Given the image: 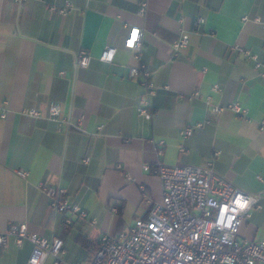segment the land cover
<instances>
[{
  "label": "crops",
  "instance_id": "crops-1",
  "mask_svg": "<svg viewBox=\"0 0 264 264\" xmlns=\"http://www.w3.org/2000/svg\"><path fill=\"white\" fill-rule=\"evenodd\" d=\"M66 2V13L50 10ZM139 2L0 0V231L24 223L47 240L62 239L60 264L89 263L102 235L147 217L162 197L152 171L158 159L201 166L217 151L219 175L244 192L264 191V74L243 54L264 61V0H148L144 15ZM129 27L142 30L139 57L123 48ZM180 34L188 43L175 52ZM107 47L115 48L110 63L99 60ZM80 49L92 57L86 68L75 66ZM138 62L158 89L150 121L136 115L139 77L128 78ZM51 103L63 122L46 117ZM235 103L243 117L210 112ZM29 108L43 116L22 113ZM197 122L203 126L182 139L181 130ZM42 185L62 188L86 217L72 216L65 227L68 214L50 209ZM259 205L243 221L241 239L264 241V199ZM82 237L94 245L81 246ZM31 248L8 237L0 264H27Z\"/></svg>",
  "mask_w": 264,
  "mask_h": 264
},
{
  "label": "built area",
  "instance_id": "built-area-1",
  "mask_svg": "<svg viewBox=\"0 0 264 264\" xmlns=\"http://www.w3.org/2000/svg\"><path fill=\"white\" fill-rule=\"evenodd\" d=\"M147 5L148 0H140L139 15L145 14ZM71 9L68 2L63 6H50L51 11L61 14ZM242 19L246 20L247 17ZM141 42L142 30L129 27L123 48L139 57ZM187 43V36L180 34L171 47L176 52ZM114 54L115 48L107 47L101 52L99 60L110 63ZM243 54L253 61L255 70L264 74V61H259L248 50H244ZM91 59L87 50L80 49L74 56L75 66L86 68ZM134 77H139L141 88L136 115L142 121H150L154 115L152 98L158 89L142 62L128 68V78ZM213 89L217 90L218 86H213ZM193 96H198V92H194ZM226 109L239 117L246 114V110L236 103L212 105L210 112L219 115ZM22 113L32 118L43 116L35 108L25 109ZM46 117L57 122L64 121L57 103L48 106ZM81 124L82 120L79 119L73 126L80 129ZM202 126L203 122L186 126L180 132L181 138H187L194 129ZM258 127L264 131V119L258 122ZM156 145L158 154H161L163 141H158ZM179 149L185 150L182 145ZM217 156L218 152L214 151L205 165L201 166L166 164L159 159L154 162L152 171L161 182V200L154 203L147 200L150 208L146 218L135 219L130 226L115 234L102 235L98 250L87 264H264V241L244 240L239 234L250 210L260 207L264 191L244 192L219 175L214 169ZM144 169L148 170L149 166L144 165ZM17 173L26 176V171ZM42 190L48 195L53 212L68 214L64 219L66 224H71L72 216L86 217L78 204L70 203L64 196L62 188L42 185ZM8 237H12L17 246L25 241L31 244L27 264H43L47 257H51L54 264L62 262L63 241L58 237L47 240L29 232L24 223L11 224L7 231H0L1 248H6Z\"/></svg>",
  "mask_w": 264,
  "mask_h": 264
},
{
  "label": "trees",
  "instance_id": "trees-1",
  "mask_svg": "<svg viewBox=\"0 0 264 264\" xmlns=\"http://www.w3.org/2000/svg\"><path fill=\"white\" fill-rule=\"evenodd\" d=\"M118 213H119V211H118ZM119 216H120V214H119ZM64 226L65 227H67V226H70V224H66L65 222H64ZM64 230H65V228H64ZM77 242L81 245V246H83V247H85V246H87L88 244L89 245H94V244H90L89 242H88V240H86L84 237H82V238H77ZM99 245H100V243H99V240L96 242V244L94 245L95 246V253H96V251L98 250V248H99ZM94 256V255H93Z\"/></svg>",
  "mask_w": 264,
  "mask_h": 264
}]
</instances>
